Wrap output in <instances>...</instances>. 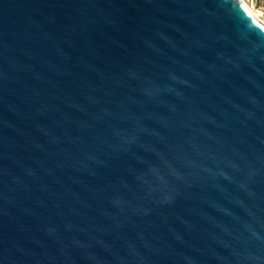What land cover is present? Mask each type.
I'll list each match as a JSON object with an SVG mask.
<instances>
[{"label":"water","instance_id":"obj_1","mask_svg":"<svg viewBox=\"0 0 264 264\" xmlns=\"http://www.w3.org/2000/svg\"><path fill=\"white\" fill-rule=\"evenodd\" d=\"M0 264H264L242 0H0Z\"/></svg>","mask_w":264,"mask_h":264},{"label":"rangeland","instance_id":"obj_2","mask_svg":"<svg viewBox=\"0 0 264 264\" xmlns=\"http://www.w3.org/2000/svg\"><path fill=\"white\" fill-rule=\"evenodd\" d=\"M256 11L261 13L262 18L264 19V0H246Z\"/></svg>","mask_w":264,"mask_h":264},{"label":"bare ground","instance_id":"obj_3","mask_svg":"<svg viewBox=\"0 0 264 264\" xmlns=\"http://www.w3.org/2000/svg\"><path fill=\"white\" fill-rule=\"evenodd\" d=\"M242 1L247 5L249 10L256 16V18L264 24V19L262 18L261 13L259 11H256L255 8L252 7V5H250L246 0Z\"/></svg>","mask_w":264,"mask_h":264}]
</instances>
